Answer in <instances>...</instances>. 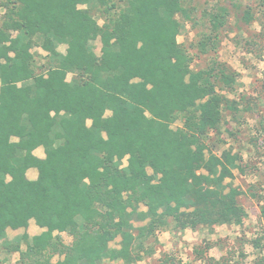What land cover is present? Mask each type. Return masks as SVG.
Instances as JSON below:
<instances>
[{
  "label": "trees",
  "instance_id": "obj_1",
  "mask_svg": "<svg viewBox=\"0 0 264 264\" xmlns=\"http://www.w3.org/2000/svg\"><path fill=\"white\" fill-rule=\"evenodd\" d=\"M120 1L0 0V241L21 263L138 264L154 255L159 231L241 226L247 216L239 201L245 192L228 182L232 170L245 172L242 155L232 148L207 154L204 139L220 131L224 109L242 118L262 100L220 95L214 79L236 82L228 68L193 70L178 41V16L188 17L182 0ZM96 7L108 15L102 25ZM227 15L225 8L210 15L213 32ZM35 48L50 57L42 73ZM178 116L183 126L174 128ZM255 135L251 142L264 143L262 119ZM39 147L44 159L34 155ZM30 169L37 180L27 177ZM31 220L45 231L7 240ZM261 242L254 244L264 249ZM211 248H195V260L232 264L238 250L215 259ZM240 254L235 264H244ZM158 264L184 263L173 252ZM254 264H264V254Z\"/></svg>",
  "mask_w": 264,
  "mask_h": 264
},
{
  "label": "rangeland",
  "instance_id": "obj_2",
  "mask_svg": "<svg viewBox=\"0 0 264 264\" xmlns=\"http://www.w3.org/2000/svg\"><path fill=\"white\" fill-rule=\"evenodd\" d=\"M117 4H124L120 0H114ZM184 8L188 11V17L178 16L183 25L178 41L192 58L193 70H208L216 68H228L236 78L235 84L225 86L214 79L216 91L230 100H239L242 96L250 97L252 100L260 98L259 110L252 114L243 113L242 118L234 117L233 114L224 109L223 122L220 131L210 132L204 139L207 146V154L214 153L220 155L226 149L232 148L234 152H239L243 157V166L246 165L245 172L238 169L232 170L234 178L228 180L235 187L245 192L239 197L240 204L244 207L246 218L241 226L222 225L213 229L200 227L197 230L187 229L185 231L168 229L157 232L155 243V253L151 257H145L138 264H158V261L165 253H176L184 264H202L194 258L193 250L209 243L212 245L208 255L211 258L220 259L227 252L238 249L232 264L241 262L240 253H243L244 264H254L257 257L264 254V249L254 244L255 239L262 238L264 245V218L261 209L264 206V199L257 201L250 194L252 186L255 192L264 198V146L263 142L254 143L259 122L264 121V0H182ZM221 8L228 11L225 16V25L218 33L213 32L210 15L220 12ZM104 7H96L92 10L93 15L99 24H103V19L108 15L104 14ZM250 11L253 20L245 23L243 15ZM5 11L0 9L3 18ZM208 37H212L207 51L199 50L198 43ZM92 48L100 54L101 43H92ZM35 70L42 73L49 66V55L35 48ZM66 47L61 46L59 52H65ZM73 75H69L71 80ZM258 96V97H257ZM259 100V99H258ZM184 118L178 116L173 127L183 126ZM124 160L122 166H126ZM145 210L144 206H140ZM145 223L135 222L139 227ZM33 237L37 234L35 228L28 229ZM23 230L12 232L9 230L7 240L16 244L20 241ZM62 241L70 245L73 238L67 233L61 235ZM4 240L0 241V264H24L20 262L19 253H10L4 246ZM117 241L111 243V247L117 248ZM22 250L26 246L21 242ZM58 257H54L56 261ZM105 264H121L117 262H106ZM240 264V263H237Z\"/></svg>",
  "mask_w": 264,
  "mask_h": 264
},
{
  "label": "crops",
  "instance_id": "obj_3",
  "mask_svg": "<svg viewBox=\"0 0 264 264\" xmlns=\"http://www.w3.org/2000/svg\"><path fill=\"white\" fill-rule=\"evenodd\" d=\"M62 46H65V45H62ZM61 47V46H60ZM60 47H59V49H58V51H60ZM66 47V49H67V46H65ZM62 54H65L66 53V51L63 53V52H61ZM90 124V123H89ZM34 155L36 156V157H38V158H40V159H44L45 158V150H44V148L43 147H39V148H37L35 151H34ZM27 177L30 179V180H37V178H38V171L36 170V169H30V170H28V172H27ZM29 228L30 229H33V228H35V230H37L38 232H37V234H35L34 236H37V235H40V234H42L45 230L44 229H41V228H39L36 224H35V221L34 220H31L30 221V224H29ZM28 228V229H29ZM27 229V230H28ZM20 230H23V234L24 233H28L29 234V231H25L24 229H20ZM20 230H16V231H12V232H17V231H20ZM8 233H9V231H8ZM22 234V235H23ZM63 234V233H62ZM61 234V235H62ZM30 235V234H29ZM33 236V237H34ZM31 237V236H30Z\"/></svg>",
  "mask_w": 264,
  "mask_h": 264
}]
</instances>
